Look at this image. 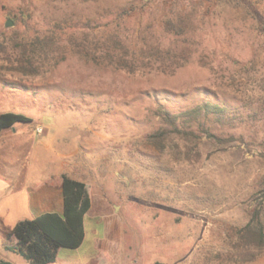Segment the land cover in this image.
<instances>
[{
	"label": "rangeland",
	"instance_id": "1",
	"mask_svg": "<svg viewBox=\"0 0 264 264\" xmlns=\"http://www.w3.org/2000/svg\"><path fill=\"white\" fill-rule=\"evenodd\" d=\"M178 14L185 32L177 37L164 25ZM115 40L137 58L134 72L101 61L105 50L120 53ZM147 43L171 45V59L147 63L138 55ZM206 103L226 112H201L200 125L179 117L183 133L157 115ZM4 112L32 120L15 123L0 140L8 144L4 151L14 146L11 158L30 157L25 134L36 157L53 162L44 174L36 165V178L67 153L70 173L90 187L86 240L78 251L65 248V257H94L95 239L111 222L125 227L133 264H264V251L242 262L237 247L238 230L256 213L264 225L261 7L246 0H0ZM101 206L111 207L110 220L97 214ZM23 213L19 206L10 211L5 226ZM0 254L13 264L27 262Z\"/></svg>",
	"mask_w": 264,
	"mask_h": 264
},
{
	"label": "trees",
	"instance_id": "2",
	"mask_svg": "<svg viewBox=\"0 0 264 264\" xmlns=\"http://www.w3.org/2000/svg\"><path fill=\"white\" fill-rule=\"evenodd\" d=\"M249 4L261 7L264 10V0H246ZM133 11V8L123 10L120 15L127 16ZM179 19L176 22L167 20L165 22V30L175 34L177 37L185 32L184 21L180 20L181 15H177ZM118 54H113L105 50L101 53V61L116 68H126L130 72H134L137 65V58L131 53L128 56V47L119 40L114 41ZM174 45L178 42H172ZM106 47V46H102ZM107 48V47H106ZM171 45L162 48L159 44L147 43L140 47L138 55L151 64L154 62L164 63V60L171 59ZM184 52L179 54V63L185 60ZM169 67V66H166ZM205 114H224L225 107L211 105L206 103L202 108H194L186 111L184 114L174 116L167 110L159 109L157 115L167 123L175 132L183 133L177 125V118L186 121H195L200 125V113ZM17 122H32L31 118L13 112H4L0 114V133L3 130L12 128ZM202 130L211 135L214 139L221 140L215 135L209 133L207 128ZM191 134V132H190ZM62 193H63V212H46L33 219H24L18 221L7 233V239L13 237L15 242L12 244H4L6 250L12 251L22 258L28 264H49L56 260L59 248L75 249L78 248L84 239V216L91 206V191L87 183L81 180L62 175ZM239 247L242 252L239 254V260L242 262L253 261L260 257L264 251V225L256 213L242 228L238 230ZM0 264H13L9 261L0 260ZM155 264H161L156 262Z\"/></svg>",
	"mask_w": 264,
	"mask_h": 264
},
{
	"label": "crops",
	"instance_id": "3",
	"mask_svg": "<svg viewBox=\"0 0 264 264\" xmlns=\"http://www.w3.org/2000/svg\"><path fill=\"white\" fill-rule=\"evenodd\" d=\"M7 130L8 129L3 130L0 133L1 141L3 139H8L9 135H11L10 133H6ZM23 135L24 136L21 138L22 146H26L28 144L27 151L30 153V157L26 160L17 159L18 157L11 158L10 155L11 152L15 149L14 146L10 148L11 152L9 149L4 151V148L8 144L7 142L0 143V152L2 153H0V205L4 206L3 210L0 209V250L8 251L11 253L14 252L6 250L4 248V244L6 243L5 241L9 239H7V233L12 228L11 226H5L6 219L10 211H14L16 207L19 206L28 213V215L27 213H23L24 215H22V219H16L14 225L20 220L33 219L46 212H56L62 214V175H67L71 178L84 181L81 178L76 177L75 175H72L70 173V164L68 162L67 153L58 155L60 158L56 164V169L54 171H49L48 173L46 172V176L42 175L41 177L36 178V176H34V168H36V165L37 167H41L40 172L41 174H44L45 166L50 163L53 164V162L49 160H39L36 157V155L38 156L39 154V152L37 151V147L34 145L30 146L29 136H25V134ZM101 202L104 203V201ZM91 206L87 213L93 211V209H91ZM101 207L102 211L97 213L94 210V213L96 212L97 214H101L104 221L110 220L108 213L111 214V207L107 211H103L106 206ZM105 230L106 231L102 239H95V248L97 254L91 259L85 260L65 257L63 255L66 253L63 252L65 251V248H59L57 251L56 260L49 264H133L134 261L129 257V249L127 250L123 244L125 240V227L110 222L109 224H107ZM85 240L86 231L84 230V239L82 244L78 248L72 250L78 251L83 246ZM13 241L15 242V239ZM0 260H4L3 255L1 254ZM24 264L28 263L25 262Z\"/></svg>",
	"mask_w": 264,
	"mask_h": 264
},
{
	"label": "built area",
	"instance_id": "4",
	"mask_svg": "<svg viewBox=\"0 0 264 264\" xmlns=\"http://www.w3.org/2000/svg\"><path fill=\"white\" fill-rule=\"evenodd\" d=\"M35 131L36 133L40 134L43 131V126H37Z\"/></svg>",
	"mask_w": 264,
	"mask_h": 264
},
{
	"label": "water",
	"instance_id": "5",
	"mask_svg": "<svg viewBox=\"0 0 264 264\" xmlns=\"http://www.w3.org/2000/svg\"><path fill=\"white\" fill-rule=\"evenodd\" d=\"M5 25H6L7 27H9V26L12 25V22H11L10 20H7L6 23H5Z\"/></svg>",
	"mask_w": 264,
	"mask_h": 264
}]
</instances>
